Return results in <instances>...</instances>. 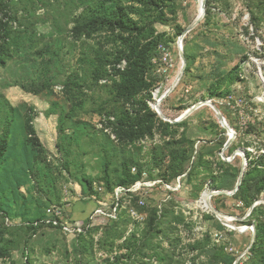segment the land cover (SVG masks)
I'll return each mask as SVG.
<instances>
[{
    "label": "rangeland",
    "instance_id": "1",
    "mask_svg": "<svg viewBox=\"0 0 264 264\" xmlns=\"http://www.w3.org/2000/svg\"><path fill=\"white\" fill-rule=\"evenodd\" d=\"M151 2L0 0L14 41L0 36V55L10 53L0 62V264H264V236L248 252L264 229V187L250 179L228 193L243 159V176L264 166V0H209L182 41L188 68L160 101L167 119L153 104L180 69L178 36L198 0ZM159 44L167 62H153ZM208 99L235 132L223 154L228 135L210 106L168 120ZM30 129L40 146L26 162ZM138 169L140 187L128 190ZM118 186L119 217L95 218L85 235L39 220L51 205L64 220L106 215ZM211 190L227 192L210 201L230 225L203 203Z\"/></svg>",
    "mask_w": 264,
    "mask_h": 264
},
{
    "label": "trees",
    "instance_id": "2",
    "mask_svg": "<svg viewBox=\"0 0 264 264\" xmlns=\"http://www.w3.org/2000/svg\"><path fill=\"white\" fill-rule=\"evenodd\" d=\"M161 1H163V0H161ZM151 4L154 6H158L157 0H152ZM208 4H209V0H206V2H205L206 13L208 12V8H207ZM116 24L120 28L121 27L127 28L126 22L122 18H119ZM0 36H2V38L5 42L14 43L13 39L10 38L8 24L6 22H3L1 18H0ZM9 54L10 53L8 51H3L1 49L0 62L4 63L6 61V56H9ZM187 68H188V66L186 65L185 71L187 70ZM30 134H31V136L28 137L27 144L25 143L23 148H22L23 149L22 150L23 151L22 157L25 159L26 162L31 161V159L34 157L35 152L37 151V149H35V147L40 146L39 139L35 136V130L34 129H30ZM5 152H6L5 139H1V141H0V166H3L6 163V157L4 154ZM129 175H130V178H129L128 182H129V184H132L135 180H137L141 176V171L138 169L137 174H132L129 171ZM250 179L256 183L255 186H258L257 190H261L264 187V166L263 167H253V168L245 171V174L243 176V180L240 183L238 190H240L243 187V184L247 180H250ZM125 182H127V181H125ZM131 202L132 203H130V204L132 206H134L136 208L138 207L136 200H134V201L132 200ZM44 217H45V214H42L40 216L39 220L43 219ZM27 224L32 228L33 231L39 226V223L34 224L33 221L30 223H27ZM45 225L52 227V228H55V229H60L59 226H54L51 223H48V224L45 223ZM90 231H91V228L87 229L84 233L77 235V237L85 235ZM263 236H264V229H262L260 227V225L257 224L256 225V233H255V241H254L253 245L249 248V251H248L249 253L254 252L257 242L260 241ZM4 255H6V253L4 252L3 249H0V257H2ZM232 263L233 262H231V264Z\"/></svg>",
    "mask_w": 264,
    "mask_h": 264
},
{
    "label": "water",
    "instance_id": "3",
    "mask_svg": "<svg viewBox=\"0 0 264 264\" xmlns=\"http://www.w3.org/2000/svg\"><path fill=\"white\" fill-rule=\"evenodd\" d=\"M205 5V4H204ZM205 14V6L202 10V13L197 15L195 17V19L193 20V22L188 26L186 27L182 32L181 34L178 36V40H177V46H178V50H179V55H180V59H181V67H180V70H179V73L176 77V81L173 83V85H171L165 92H163V94H161L155 101L154 103V107L156 109V112L159 114L160 117H162L163 119H167L163 113L161 112L160 110V107H159V104H160V101L173 89V87L176 85V83L179 81L180 79V76L182 75L184 69H185V66H186V58H185V55L183 53V47H182V41H183V38L184 36L191 30L193 29L198 23L199 21L202 19L203 15ZM203 105H208L210 106L214 111H215V114L217 116V118L219 119V122L221 124V126L226 130V134L228 135L225 143L223 144V148H222V151L221 153L223 154V151L232 143L233 141V138L235 136V132L234 130L229 126V124L227 123L224 115L221 113L220 109L217 107V105L210 99L208 100H204V101H199L197 102L196 104L192 105L190 108H188L187 110H185L180 116H178L177 118L175 119H168L172 122H177L183 118H185L187 115H189L190 113H192L195 109L203 106ZM236 155H244L243 152L241 150H236L234 151L232 154H231V157L229 159H227L228 161L231 160L232 158H234ZM245 165H246V161L245 159H243L242 161V166H241V171L239 173V176H238V179H237V182H236V185L233 189L232 192H228L229 194H232L234 193L235 191L238 190L239 188V185L241 183V180H242V177H243V172H244V169H245ZM209 192V197L211 198L212 195L214 194H217V193H227L225 190H211V191H208ZM209 206H210V211H212L213 213H215L216 217H218L219 215L220 216H223L222 218L220 217L219 220L223 223V224H226V225H230L229 224V219L226 218L227 216L223 215L220 211H218L217 209H215L211 202L209 201L208 202ZM254 205H251L250 207V210L253 208ZM239 231H243V229H239ZM254 239V230H253V237H252V241ZM237 261H234L233 264H236Z\"/></svg>",
    "mask_w": 264,
    "mask_h": 264
},
{
    "label": "built area",
    "instance_id": "4",
    "mask_svg": "<svg viewBox=\"0 0 264 264\" xmlns=\"http://www.w3.org/2000/svg\"><path fill=\"white\" fill-rule=\"evenodd\" d=\"M158 52H159V58H154L153 62L155 63L157 59H159L160 61H168V57H167V51L166 48L163 44H159L158 47ZM158 91V90H157ZM133 173L136 172V168L133 167L132 169ZM138 181L134 182L132 187L128 190L131 189H135L134 187H136L138 184V187H140V183H137ZM137 187V188H138ZM136 188V189H137ZM124 187L118 186L117 188H115L112 192V197H113V202H112V209L111 212H107L106 215H104V210L102 209H96L95 211V215L92 214L89 216V218L85 221H81V222H77L76 220H64V210H63V206L60 205H51L50 207H48L46 213H45V217L43 219H41L42 222L48 224L51 223L54 226H59L61 231L64 232L67 235H72V236H77L81 233H84L87 229H89L95 222V218L97 217H106V219H117L119 216V209H120V196L122 194V190H124ZM134 191V190H132ZM139 203L141 204L143 201L140 199L138 200ZM128 210H130V212L134 215H136V211H134L130 206H128ZM34 224H36V222H34Z\"/></svg>",
    "mask_w": 264,
    "mask_h": 264
},
{
    "label": "bare ground",
    "instance_id": "5",
    "mask_svg": "<svg viewBox=\"0 0 264 264\" xmlns=\"http://www.w3.org/2000/svg\"><path fill=\"white\" fill-rule=\"evenodd\" d=\"M205 2H206V0H198V5H197V15H199V14H201L202 13V10H203V8H204V4H205ZM181 67V66H180ZM180 70V69H179ZM178 73H179V71H178ZM178 73H177V75H178ZM177 75H176V77H177ZM176 77H175V79H174V81L172 82V84L171 85H173V83L176 81ZM155 103V102H154ZM153 106H154V104H153ZM201 199H202V201H203V203L204 204H206L208 207H209V209H210V206H209V204H208V202L210 201V197H209V192H207V193H204L203 195H202V197H201ZM211 202V201H210ZM211 210V209H210ZM222 218L223 216H218L217 218ZM226 218H228L229 219V217H226ZM230 220V219H229ZM244 229V228H243Z\"/></svg>",
    "mask_w": 264,
    "mask_h": 264
}]
</instances>
